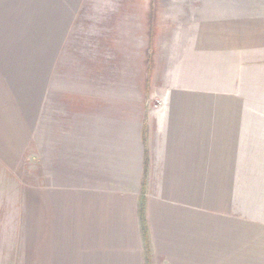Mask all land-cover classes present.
I'll list each match as a JSON object with an SVG mask.
<instances>
[{
    "label": "rangeland",
    "instance_id": "1",
    "mask_svg": "<svg viewBox=\"0 0 264 264\" xmlns=\"http://www.w3.org/2000/svg\"><path fill=\"white\" fill-rule=\"evenodd\" d=\"M0 80V264L57 187L145 264H264V0H0Z\"/></svg>",
    "mask_w": 264,
    "mask_h": 264
},
{
    "label": "crops",
    "instance_id": "2",
    "mask_svg": "<svg viewBox=\"0 0 264 264\" xmlns=\"http://www.w3.org/2000/svg\"><path fill=\"white\" fill-rule=\"evenodd\" d=\"M1 88L0 80V99ZM56 191L47 192L43 197L42 217L46 224L42 222V264H145L143 242L130 246L127 240L114 241L111 227H106V240L91 239L82 229L81 215L78 214L81 210L67 212L64 207L66 196L62 197L64 193L59 192L58 187ZM65 193L70 196L79 195ZM46 217L49 218L48 224ZM130 248L133 249L131 254Z\"/></svg>",
    "mask_w": 264,
    "mask_h": 264
}]
</instances>
